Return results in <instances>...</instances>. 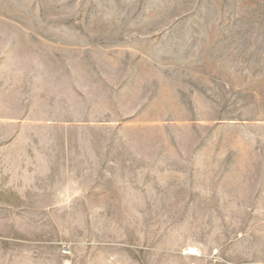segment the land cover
<instances>
[{
	"label": "rangeland",
	"instance_id": "374dc122",
	"mask_svg": "<svg viewBox=\"0 0 264 264\" xmlns=\"http://www.w3.org/2000/svg\"><path fill=\"white\" fill-rule=\"evenodd\" d=\"M0 264H264V0H0Z\"/></svg>",
	"mask_w": 264,
	"mask_h": 264
},
{
	"label": "built area",
	"instance_id": "2783aa9c",
	"mask_svg": "<svg viewBox=\"0 0 264 264\" xmlns=\"http://www.w3.org/2000/svg\"><path fill=\"white\" fill-rule=\"evenodd\" d=\"M185 254L187 255H191V256H194L197 254V250L195 248H188L185 252Z\"/></svg>",
	"mask_w": 264,
	"mask_h": 264
}]
</instances>
